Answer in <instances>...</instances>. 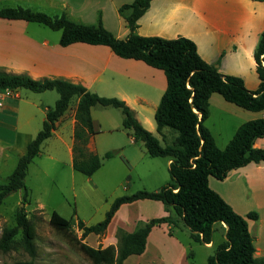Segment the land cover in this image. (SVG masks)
Listing matches in <instances>:
<instances>
[{
  "label": "trees",
  "instance_id": "trees-1",
  "mask_svg": "<svg viewBox=\"0 0 264 264\" xmlns=\"http://www.w3.org/2000/svg\"><path fill=\"white\" fill-rule=\"evenodd\" d=\"M152 1L134 0L120 8L129 30L125 39L117 38L107 30L101 18L95 25H85L70 20L64 14L50 15L21 6L0 9L1 19L37 23L60 31V45L63 47L76 43L106 46L120 58L142 61L162 70L167 87L155 113L157 131L162 136L164 129L178 134L171 144L163 146L153 133L143 127L126 102L118 98L102 97L83 85L64 80H35L25 74L0 71V91L26 89L35 93L55 91L59 95L55 106L47 109L43 129L28 144L26 154L19 158L8 182L0 184V205L11 193L24 190L16 225L5 228L0 237V250L7 252L15 238L21 236L23 248L31 261L19 264H33L36 257V225L24 207L29 196L25 185L28 167L40 154L42 144L53 136L57 122L69 110L73 99H78L72 150L74 170L92 176L102 167V159L88 150L90 138L99 132L92 117V109L97 106L119 109L123 114V128L130 131L135 143L142 142L153 158L171 160V179L159 191L143 190L115 199L105 219L96 225L86 226L84 222H78V229L82 231L79 248L92 264H123L130 256L143 254L152 229L162 224L178 226V218L189 230L191 238L201 244L213 241L217 224L226 225V239L208 258V264H264V259L255 256L256 248L248 225V219L257 220L258 215L250 213L243 217L237 214L209 184L210 178L223 181L236 169L251 163H264V149L254 146L257 139L264 137V118L242 124L224 149L217 146L206 126L214 94L244 110L264 111V32L254 53L261 82L258 90L251 91L241 78L224 75L216 66L204 61L196 43L189 38L138 35L137 23ZM114 154L107 152L104 158L111 159ZM141 200L161 202L172 208L175 215L147 221L133 232L119 228L116 246L94 248L83 242L91 234L103 236L122 205ZM50 224L58 231L72 230L71 221L57 212L52 213Z\"/></svg>",
  "mask_w": 264,
  "mask_h": 264
},
{
  "label": "crops",
  "instance_id": "crops-1",
  "mask_svg": "<svg viewBox=\"0 0 264 264\" xmlns=\"http://www.w3.org/2000/svg\"><path fill=\"white\" fill-rule=\"evenodd\" d=\"M132 2L133 0H0V9L21 6L46 13L51 11L55 15L64 14L70 20L85 25L96 24L101 18L107 30L117 38L125 39L129 30L120 14V8ZM33 24L37 23L0 18V71L25 74L35 80H64L83 85L89 91L100 95L108 96L104 93L113 91L115 96L125 100L126 104L134 109L132 110L143 127L145 126L151 133L154 132L153 121L148 117L141 118L140 113L146 112L145 104L152 95L156 97L154 105L157 110L167 87L166 76L162 70L150 67L142 61L120 58L106 46L76 43L63 47L60 45L59 36ZM263 32L262 0H154L138 21L136 28V33L144 37L164 39L186 37L193 40L204 61L216 66L224 75L241 78L251 91L258 90L261 82L254 53ZM20 90H15L13 96L4 101L20 98ZM72 102H75L73 115L70 118L67 115L68 110L57 122L56 129L66 121L70 123L72 146L69 152L73 163L75 111L78 99H73ZM6 107L3 102L0 118H6L5 111L12 112L9 113L12 115L16 113L13 107L8 106V109ZM220 112L219 116L225 117L220 120L224 123L223 127L218 129L217 134L210 130L220 149L229 144L242 124L264 118V111L249 113L248 120H243L234 127L232 125V131L229 133L227 131L230 122L227 117L240 119L243 113L229 108L221 109ZM16 116L18 122V115ZM93 120L97 129L100 125L95 118ZM13 127L16 131L15 126L9 128ZM169 134L172 132L164 129L163 136L161 135L166 143L169 142L167 140ZM16 139L17 135H14L8 147L13 148ZM131 140L135 143L132 136ZM254 146L264 149V137L257 139ZM88 150L96 152L93 136L89 140ZM165 160L163 166L169 171L171 160L167 158ZM150 172L151 170H145L144 173ZM166 183L168 182L162 185ZM209 184L237 214L243 217L250 213L258 215L257 220L248 219V225L256 248L255 256L264 259V163H251L236 169L223 181L210 178ZM163 186H159L158 189ZM156 189L154 191H158ZM167 210L173 213L168 212L161 218L175 215L172 208L167 207ZM177 222L178 226L162 224L154 227L148 237L145 252L151 246L153 255L159 257L162 252L167 251L169 244H174L177 246L174 251L179 252L178 261L174 264H192L190 259L195 255L192 252L187 254L188 247L192 249V245L180 240L176 229L192 240L190 232L183 226L180 218ZM226 230L225 224H217L216 232L220 233L221 240L217 242L213 238L211 243L199 245L206 250L217 249L226 239Z\"/></svg>",
  "mask_w": 264,
  "mask_h": 264
},
{
  "label": "rangeland",
  "instance_id": "rangeland-1",
  "mask_svg": "<svg viewBox=\"0 0 264 264\" xmlns=\"http://www.w3.org/2000/svg\"><path fill=\"white\" fill-rule=\"evenodd\" d=\"M48 12L50 15H55L51 11ZM33 25L51 31L61 39L60 31H53L39 24ZM19 93L20 98L4 101V105L13 107L16 113L12 115L9 114L12 112L3 111L6 118H0V184L8 182L19 158L26 154L28 144L43 129L46 110L53 108L59 99L55 91L35 93L21 89ZM104 94L108 96L98 95L122 100L115 96L113 91ZM155 102L156 97L152 95L145 104L146 112L140 113V117H148L153 121L155 125L153 134L165 146L171 144L178 134L167 129L172 132L167 135L169 142L162 140L161 134L156 131ZM74 106L75 102H72L67 112L70 118ZM226 108L243 113L240 119L227 117L230 122L227 131L229 133L232 131V125L234 127L241 121L248 120L249 113H253L227 102L219 94H214L210 100L211 115L206 125L215 134L224 125L220 120L225 117H220L219 114L221 109ZM92 115L100 125L97 128L99 132L93 137L95 153L102 159V167L94 175L86 176L74 170L69 152L72 146V130L67 121L42 144L40 154L28 167L25 185L29 196L28 203L24 207L28 217L32 218L36 225V257L33 264H92L79 248L78 241L82 237V231L78 229V222L82 221L86 226L96 225L105 219L115 199L143 190L154 192L155 188L158 189L171 179L169 171L163 166L165 158H153L147 153L142 142H132L130 131L123 128V114L119 109L97 106L93 109ZM11 126H15L16 131L14 127L9 128ZM144 128L148 130L145 126ZM14 135H17L16 143L10 148L8 145ZM110 151L115 153L114 157L105 159V154ZM145 170L151 172L147 174L144 173ZM23 197L24 190L15 191L0 205V237L5 228L16 225V214L18 208L22 206ZM53 212L70 220L72 230L65 232L54 229L50 224ZM168 212L173 213L161 202L141 200L124 204L115 214L103 237L91 234L87 237L86 243L94 248L115 244L119 228L133 232L147 221L161 218ZM176 231L180 240L192 245V249L189 247L187 249V254L192 252L195 255L190 259L192 264H208V256L215 254L216 248L206 250L198 242L187 238L188 236L179 229ZM214 238L217 242L221 240L218 231L215 232ZM175 248L176 245L169 244L167 251L156 257L149 246L146 252L130 256L123 264H174L179 256V252L174 251ZM29 261L31 257L24 250L20 235L15 238L9 251L0 250V264H19Z\"/></svg>",
  "mask_w": 264,
  "mask_h": 264
},
{
  "label": "built area",
  "instance_id": "built-area-1",
  "mask_svg": "<svg viewBox=\"0 0 264 264\" xmlns=\"http://www.w3.org/2000/svg\"><path fill=\"white\" fill-rule=\"evenodd\" d=\"M14 91L7 90V91H0V108L3 106V102L8 97L13 96Z\"/></svg>",
  "mask_w": 264,
  "mask_h": 264
}]
</instances>
